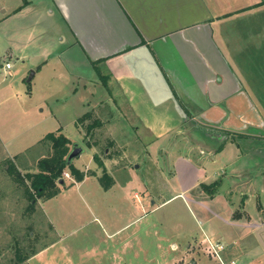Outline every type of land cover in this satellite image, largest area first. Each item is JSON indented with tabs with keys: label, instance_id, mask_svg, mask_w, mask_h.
Wrapping results in <instances>:
<instances>
[{
	"label": "crops",
	"instance_id": "1",
	"mask_svg": "<svg viewBox=\"0 0 264 264\" xmlns=\"http://www.w3.org/2000/svg\"><path fill=\"white\" fill-rule=\"evenodd\" d=\"M260 1L0 0V25L12 20V46H5L0 59H15L13 64L19 62V69H23L28 76L30 71H34L31 80L41 78L38 79L39 83L42 79L47 83L53 77H64V80L70 78V91L73 94L77 90V87L71 90L75 86V80L80 82L82 88H86L87 79L92 86L98 72H101L107 77L109 87L112 85L121 94L137 124H141L149 132L152 143L160 138V141H168V144L178 138L188 141L184 135L185 126L195 127L198 129L195 130L197 133L202 131L200 161L208 160V168L206 163L194 167L198 169L201 181L210 184L219 180L218 175L226 173L225 168L230 164L232 166L229 167V173L234 177L237 173H251L245 165L235 168V163H240L241 153L234 150L233 155L225 158L224 152L229 146L231 149H240L236 140L251 137L247 125L264 126V3ZM54 61L58 62L57 66ZM11 68L12 66L7 69ZM107 84L105 85L108 86ZM40 103L48 106L47 98H42ZM87 108L90 111V103ZM49 111V119L55 121L58 127L56 129L62 130L61 115L50 108ZM78 117L76 115L72 118L74 124ZM45 119L48 120V117ZM204 126L208 134L212 135L208 136L206 131L200 129ZM217 128L223 133L234 131L237 134L243 132V135H237L235 140H226L218 135ZM41 132L34 135V142L39 143L48 131ZM260 133L262 136L263 133ZM8 139L10 141V138H6ZM25 149V146H21L16 151L6 152L0 160H12L19 169L22 161H17L18 154ZM190 149L191 146L181 158H190ZM211 149L214 150L213 153H210ZM42 156L43 154L38 156L37 160ZM250 159H253L252 164L258 165L249 167H257L258 172L244 181L249 193L245 192L244 205L246 207L248 200L255 197L260 215L250 213L248 222L243 224L242 218H225V221L233 220L236 226L240 223L238 226H244L248 230L257 228L256 236H262L264 148L257 157L258 160L254 157ZM187 160L193 162L191 158ZM215 165L218 169L209 170V167L213 168ZM107 173L113 179L109 188H103L98 174L86 175L81 181L72 179L55 196L44 200L40 209L42 205L48 206V201H57L58 197L63 196L67 198L68 194L75 192L88 206L86 208L92 211V205L89 207L90 203L86 198V195L89 196L86 190L91 189V186V190L95 192L92 191L90 196L94 193L106 194L118 187L123 190L124 186L127 192L130 182L123 184L112 173ZM91 179L97 182L89 181ZM222 184L220 181L216 195H224L227 191ZM126 192H120V197H125L128 202ZM137 193L133 192L136 198L139 197ZM236 193H233L235 198L239 196ZM180 195L181 193L172 195L158 204L152 201L153 209ZM182 199L187 206L189 199ZM94 219L97 220L98 216H94ZM107 220L106 217L105 221ZM101 225L103 228L102 231H97L98 236H103L106 240L120 237V245L125 249L129 246V232L123 235V230L129 226L128 220L111 230L106 229L102 220ZM213 234L214 230L205 232L202 239L205 246L202 247L200 241L197 246L195 244L192 247L188 243L181 250L179 244L171 242L173 251L181 250L180 254L165 256L157 264H185L188 261L189 264H201L204 263L206 254L216 260L212 261L213 264H224L221 253L225 246L218 240L219 234ZM256 236L253 238L257 240ZM137 238L141 239L139 236ZM61 239L62 235H58L56 240L41 247L28 259V263L38 254L47 252ZM232 239L230 251L235 250L238 244L236 238ZM215 244L224 247L217 251L220 259L205 252H209L211 245ZM231 260L235 264V259ZM127 264H139V260L134 263L127 261Z\"/></svg>",
	"mask_w": 264,
	"mask_h": 264
},
{
	"label": "rangeland",
	"instance_id": "2",
	"mask_svg": "<svg viewBox=\"0 0 264 264\" xmlns=\"http://www.w3.org/2000/svg\"><path fill=\"white\" fill-rule=\"evenodd\" d=\"M6 45L12 46V20L0 25V55L4 53ZM9 60L0 59V79H3L0 80V158L6 152L11 153L25 146L23 153L18 154L17 161H22L18 170L22 174L36 172L38 156L46 151L49 153L50 147L48 144L34 142V135L41 134L42 130L52 132L58 128L55 121L49 119L50 108L62 117V132L70 138L69 150L74 143L84 148L81 155L73 159L74 166L101 176L103 169L93 159V153H96L103 161L105 170L112 173L118 182L130 184L127 192L124 186L123 190L118 187L106 194L94 193L90 196L93 191L91 186V189L86 190L89 194L86 198L89 207L92 205V211L86 208L88 206L75 192L68 194L70 196L67 198L63 196L58 197L57 201H48V206L42 205L41 209L40 204L45 199L39 198L34 210L29 211L22 187L12 183V176L6 171L12 160H0V264H11L16 247L23 252L33 249L38 251L56 240L58 235H62V239L47 252L33 257L30 264H127V261L134 263L138 260L139 264H157L172 253L179 255L188 243L192 247L202 241L200 246H205L202 239L205 232L210 230L219 234L218 240L225 246L221 253L224 264L230 263L232 258L235 264H264V235L256 236L257 228L248 230L238 226L240 223L236 226L233 220L228 222L242 218L243 224L248 222L250 213L260 215L255 197L248 200L246 207L244 205L245 192L249 194L244 181L258 172L257 167H252L258 163L252 164L253 159L250 158L257 159L264 148V126L247 125L251 137H239L236 141L240 149H231L229 146L224 152L225 158L233 155L234 150L241 153V159L238 158L240 163L237 161L235 168L245 165L252 174L237 173L234 177L229 173L232 164L227 165L226 173L217 177L227 191L224 195H216V187L212 189L214 192L208 193L202 189L203 182L195 168L204 163L208 168V160L200 161L202 131L197 133L195 127L185 126L184 135L188 141L175 139L174 136L176 141L170 144L168 141H160L161 138L152 143L149 132L137 124L121 94L112 85L109 87L107 77L101 72H98L92 86L87 79L86 88H82L80 82L75 80L71 90L75 87L77 90L73 94L70 91V78L64 80V77H53L47 81L49 85L44 79L39 83L38 79L41 78H34L30 82L27 81L25 71L19 69V62L13 64L15 59ZM6 62L12 63L11 69L5 68ZM54 64L57 66L58 62L54 61ZM42 98H47L48 106L40 103ZM88 103L91 104L92 118L97 117L102 121V126L92 130L90 135L86 134L85 125L92 119H87L79 127L72 121L74 116H80L88 110ZM47 117L48 120L45 119ZM205 128L200 129L206 131ZM217 131L226 140H235L237 135H243V132ZM6 138H10V141ZM5 141L9 142L6 144ZM190 146L192 149L188 154L193 162L187 160L190 159L188 157L181 158ZM211 151L214 152L213 149ZM216 169V165L209 167V170ZM71 180L69 170L66 169L62 182L58 183L59 188ZM89 181L97 182L92 179ZM120 192H126L128 202L125 197H120ZM133 192H138L139 197H134ZM235 192L239 195L237 198L233 197ZM179 193L181 195L177 197L180 198H173L153 209L152 201L158 204ZM212 196L215 198L212 199ZM184 197L189 199L187 206L184 205ZM94 216H98V221L93 220ZM106 217L109 221H105ZM225 218L229 220L225 221ZM101 220L108 230L129 221V229L127 227L123 230V235L128 232L130 235L127 251L120 245V237L106 240L98 236L97 231L103 228ZM233 237L238 240V244L235 250L230 251ZM171 242L179 244L181 250L173 251ZM205 252L209 254L207 250ZM212 257L206 254L201 264H213ZM185 264H189V261Z\"/></svg>",
	"mask_w": 264,
	"mask_h": 264
},
{
	"label": "trees",
	"instance_id": "3",
	"mask_svg": "<svg viewBox=\"0 0 264 264\" xmlns=\"http://www.w3.org/2000/svg\"><path fill=\"white\" fill-rule=\"evenodd\" d=\"M260 2L264 3V0H261ZM92 115V110L85 112L76 119L75 126L79 127V125L83 124L87 119H92L85 125L86 134L90 135L92 130L102 126V121L97 117L92 118ZM39 142L48 144L50 151L49 153L46 151L47 155L45 153L37 160L36 172H26L25 174H22L15 167L13 162L11 164L8 163V167L6 169L8 174L12 176V183L15 182L17 187H22L28 201L27 210L29 211L34 210L37 199L42 198L46 200L52 198L60 191L58 183H61L60 180L62 179L63 173L66 169L69 170V174L74 181H81L86 175H94L91 171L80 170L74 166L72 162L67 163V155L70 151V139L65 136L61 128L56 131L46 133ZM93 159L98 166L103 169L102 175L98 177L99 182L103 188H109L113 182L112 177L107 173L103 161L96 153H94ZM219 184L220 180L214 181L210 184L202 183V189L211 193L214 192L212 189H216ZM10 189H12V185ZM36 252V249H33L30 252H23L19 247H16L11 264H29L28 259Z\"/></svg>",
	"mask_w": 264,
	"mask_h": 264
},
{
	"label": "water",
	"instance_id": "4",
	"mask_svg": "<svg viewBox=\"0 0 264 264\" xmlns=\"http://www.w3.org/2000/svg\"><path fill=\"white\" fill-rule=\"evenodd\" d=\"M33 73L34 71H30L27 81L31 80ZM83 150L84 148L80 144L74 143L72 145L71 150L69 151L67 155V163H71L75 157H78L83 152ZM60 182H62V179L60 180Z\"/></svg>",
	"mask_w": 264,
	"mask_h": 264
},
{
	"label": "built area",
	"instance_id": "5",
	"mask_svg": "<svg viewBox=\"0 0 264 264\" xmlns=\"http://www.w3.org/2000/svg\"><path fill=\"white\" fill-rule=\"evenodd\" d=\"M11 67V64L10 62H6L5 63V68H10ZM224 247L223 245H218V244H215V245H211V248H210V251H209V254L211 255H214V256H217L218 257V253L217 251H220L222 250ZM219 258V257H218ZM220 259V258H219ZM221 261V260H220ZM222 262V261H221ZM223 263V262H222ZM228 264H234V262H230Z\"/></svg>",
	"mask_w": 264,
	"mask_h": 264
}]
</instances>
